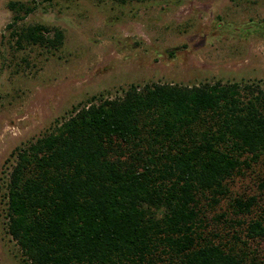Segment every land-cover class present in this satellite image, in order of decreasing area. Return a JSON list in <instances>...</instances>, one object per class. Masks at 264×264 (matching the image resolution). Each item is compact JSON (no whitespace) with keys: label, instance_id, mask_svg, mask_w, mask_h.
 <instances>
[{"label":"trees","instance_id":"obj_1","mask_svg":"<svg viewBox=\"0 0 264 264\" xmlns=\"http://www.w3.org/2000/svg\"><path fill=\"white\" fill-rule=\"evenodd\" d=\"M31 3L7 2L14 44L58 48V28H13ZM10 156L4 229L26 264L258 262L239 237L230 245L203 240L199 205H216L225 179L264 159V92L256 85H130L120 97L90 99ZM234 203L247 212L253 198ZM245 230L264 237V204Z\"/></svg>","mask_w":264,"mask_h":264},{"label":"rangeland","instance_id":"obj_2","mask_svg":"<svg viewBox=\"0 0 264 264\" xmlns=\"http://www.w3.org/2000/svg\"><path fill=\"white\" fill-rule=\"evenodd\" d=\"M8 1L0 0V264H26L4 229L1 185L15 147L90 99L120 97L130 85L220 81L264 92V0H32L13 28H58L55 49L14 44L5 28ZM262 181L261 157L225 179L216 205L201 198L203 240L230 245L239 237L249 259L264 264V237L245 234L263 215ZM248 198L252 206L238 212L234 201Z\"/></svg>","mask_w":264,"mask_h":264}]
</instances>
